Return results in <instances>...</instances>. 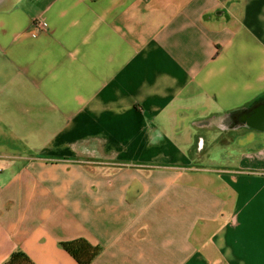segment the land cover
<instances>
[{
    "label": "crops",
    "instance_id": "crops-1",
    "mask_svg": "<svg viewBox=\"0 0 264 264\" xmlns=\"http://www.w3.org/2000/svg\"><path fill=\"white\" fill-rule=\"evenodd\" d=\"M262 107L264 0H0V264H264Z\"/></svg>",
    "mask_w": 264,
    "mask_h": 264
},
{
    "label": "trees",
    "instance_id": "trees-1",
    "mask_svg": "<svg viewBox=\"0 0 264 264\" xmlns=\"http://www.w3.org/2000/svg\"><path fill=\"white\" fill-rule=\"evenodd\" d=\"M60 247L66 251L77 264H91L102 251L101 245H93L84 237H77L70 240L60 241ZM2 264H35L21 251H14Z\"/></svg>",
    "mask_w": 264,
    "mask_h": 264
},
{
    "label": "rangeland",
    "instance_id": "rangeland-1",
    "mask_svg": "<svg viewBox=\"0 0 264 264\" xmlns=\"http://www.w3.org/2000/svg\"><path fill=\"white\" fill-rule=\"evenodd\" d=\"M30 128H34V127H30ZM15 130H18V132H12V129H10V127H0V145L16 146L15 143H17V142L14 139V137L16 139H18V138L16 136H14V133L17 134L18 136H22V131L20 130V127H16ZM48 133H49V131H48ZM10 148H12V147H10ZM19 154H21V153H16L15 155L19 156ZM0 155H13V154L10 153L5 148H0Z\"/></svg>",
    "mask_w": 264,
    "mask_h": 264
},
{
    "label": "water",
    "instance_id": "water-1",
    "mask_svg": "<svg viewBox=\"0 0 264 264\" xmlns=\"http://www.w3.org/2000/svg\"><path fill=\"white\" fill-rule=\"evenodd\" d=\"M247 122L250 126L258 129H264V107L256 109L248 118Z\"/></svg>",
    "mask_w": 264,
    "mask_h": 264
},
{
    "label": "built area",
    "instance_id": "built-area-1",
    "mask_svg": "<svg viewBox=\"0 0 264 264\" xmlns=\"http://www.w3.org/2000/svg\"><path fill=\"white\" fill-rule=\"evenodd\" d=\"M36 34L32 32V36H35Z\"/></svg>",
    "mask_w": 264,
    "mask_h": 264
}]
</instances>
